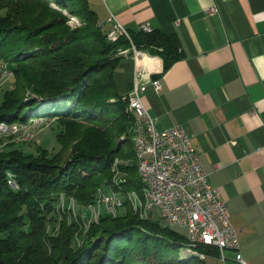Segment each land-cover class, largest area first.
Listing matches in <instances>:
<instances>
[{
    "label": "trees",
    "instance_id": "16d2710c",
    "mask_svg": "<svg viewBox=\"0 0 264 264\" xmlns=\"http://www.w3.org/2000/svg\"><path fill=\"white\" fill-rule=\"evenodd\" d=\"M4 9L0 57L16 82L0 101V121L50 116L62 129L54 153L0 150V264H207L192 259L198 256L184 260L186 236L141 216L128 199L124 212L87 225L57 207L62 194L79 205L94 202L99 188L142 196L126 96L132 85L124 93L117 82L127 58L120 50L134 45L158 55L166 71L183 56L178 35L128 29L129 37L112 41L89 0H0ZM63 10L81 24L71 27ZM116 171L125 176L115 178ZM198 247L221 255L217 247Z\"/></svg>",
    "mask_w": 264,
    "mask_h": 264
},
{
    "label": "crops",
    "instance_id": "0c3cea01",
    "mask_svg": "<svg viewBox=\"0 0 264 264\" xmlns=\"http://www.w3.org/2000/svg\"><path fill=\"white\" fill-rule=\"evenodd\" d=\"M89 3L109 28L114 18L129 30L148 24L178 35L183 56L166 71L158 55L146 51L140 60L143 101L159 130L180 124L192 135L210 184L229 202L240 245L224 250L223 263L241 264L240 252L247 264H264V0ZM135 68L131 57L120 63V91L131 87Z\"/></svg>",
    "mask_w": 264,
    "mask_h": 264
},
{
    "label": "built area",
    "instance_id": "2783aa9c",
    "mask_svg": "<svg viewBox=\"0 0 264 264\" xmlns=\"http://www.w3.org/2000/svg\"><path fill=\"white\" fill-rule=\"evenodd\" d=\"M210 10L214 12L217 8L212 6ZM110 19H113V26L108 30L109 39L114 41L122 34L130 36L125 26L114 18ZM140 29L150 31L152 27L144 24ZM120 53L131 57L136 64L133 86L126 96L129 109L135 117L133 132H138L144 151V169L154 179L151 211L156 210L169 226L170 223H177L185 227L187 242L197 252L206 254L199 249L200 245L217 247L224 260L225 249L238 251L240 245L236 229L231 223L229 202L221 197L218 188L210 184L209 172L200 156L201 149L194 144L192 135L180 124L163 130L156 127L155 118L142 97L146 84L140 80L139 62L146 51L133 45L131 49L120 50ZM151 83L159 90V79L152 78ZM236 259L241 264H247L240 252H237Z\"/></svg>",
    "mask_w": 264,
    "mask_h": 264
},
{
    "label": "rangeland",
    "instance_id": "374dc122",
    "mask_svg": "<svg viewBox=\"0 0 264 264\" xmlns=\"http://www.w3.org/2000/svg\"><path fill=\"white\" fill-rule=\"evenodd\" d=\"M4 11H5V9L1 10L0 13H3ZM63 12L66 15H68V17H69L68 23L71 27L75 28L81 24V21L78 17L68 13L66 10H63ZM15 80H16V78H15V74L13 71L10 74V77L7 76V77L3 78V80L0 81V101L3 99V94L6 90L14 88L15 82H16ZM132 86H133V83H132ZM31 95H32V93L28 94V96H31ZM12 122H17V121H12ZM19 126L22 127L21 128L22 131L17 135H15V134L9 135V133L6 131H2V133L0 132V150L3 148L9 147V148L21 149L25 153H37L38 148H46L51 153H54L60 149L61 144L57 140V133L61 131L62 126L59 123V121L57 119H55L54 117H50V116L32 117L27 121H22ZM33 132H34V134H33ZM115 163H117V161ZM114 176H116L115 178H120V177L122 178L125 175L122 174L121 172L116 171ZM10 180H12V177H10L9 183H10ZM100 189L101 188L98 189L97 196H96L94 201H96ZM107 189H108V187H107ZM112 190L114 192L118 193L120 195V197H122V198L125 197V195H126V194L123 195L124 194L123 192L115 190L113 188H112ZM64 196L65 195L62 194L61 197L59 198V200L57 202V207H58V209H62V210L66 209L67 212L70 211L73 214V217L76 216V217L80 218L83 215L82 216L83 218L81 217L80 219H84V221L87 220V221L93 222V221L98 220L97 219L98 212L101 211L102 212V213L100 212L101 214L107 213L105 211L104 205L98 206V204L96 205L95 202H91V203L83 206V205L77 204V202L75 201V199L73 197H66V196L64 197ZM87 209H88V211H87ZM123 209L124 208H120L119 213L124 212ZM104 211H105V213H104ZM150 213L151 214L149 215V217L151 219L158 221L161 224L167 225L166 220L156 210H153ZM84 214H85V216H84ZM101 214L98 216V218L101 216ZM84 221L82 220V222H84ZM170 227L179 231L180 233H183V234L186 233L185 227H181V226L175 225V224L171 225ZM182 250H183V247H181V249L179 250V255L183 254L181 257L184 260L188 257H191V255L184 257L186 254L182 253ZM220 253H221V251H220ZM225 253L228 254L229 249H225ZM210 256H211L210 254L208 255V257L206 255V257L204 259V261L207 264H215V263L216 264H224L222 259H221V257H222L221 255L219 257L220 260L219 259L214 260ZM192 259L200 260L199 257H194ZM228 262H230V260H228Z\"/></svg>",
    "mask_w": 264,
    "mask_h": 264
},
{
    "label": "bare ground",
    "instance_id": "6f19581e",
    "mask_svg": "<svg viewBox=\"0 0 264 264\" xmlns=\"http://www.w3.org/2000/svg\"><path fill=\"white\" fill-rule=\"evenodd\" d=\"M6 64L9 68L7 70H6ZM12 72H13L12 68L8 65L7 62H5L0 57V81L3 80V78H5L7 76L10 77V74ZM20 124H21V122H18V121L17 122H0V128L2 127L0 129V132L2 133V131H6L9 133V135L10 134L17 135L22 131L21 130L22 127L19 126ZM33 134H34V132H33ZM132 139H133L134 150H135V153H136L137 158H138V171H139V175H140V178L142 181V188H143V190L140 191V192H142L141 193L142 196L140 197V193L138 195V193H136L135 191H130L129 193H127L125 195V197L122 198V197H120V195L118 193L114 192L113 190L106 191L104 189H100L98 197H97L96 201H94V202L96 203V205L98 204V206L104 205L105 211L107 212L106 214L116 215L119 213L120 208H124V206H126L125 200L128 199L129 202L131 203L133 209L136 212H139L140 215L143 217H148V215L151 214L150 213L151 212V204H153L152 189H154V179L150 178L146 174V170L144 169V151L141 148V142H140L139 137H138V132H133V138ZM10 182H11V184H14L12 180H10ZM111 197H112V199H111ZM113 200H114V206H113ZM87 211H88V209H87ZM105 211H104V213H105ZM100 212H98V214H97L98 216L102 213V212L101 213ZM84 216H85V214H84ZM98 216H97V218H98ZM90 222L91 221H87L86 225L90 224ZM174 224L178 225L177 223H170V226L174 225ZM184 244H186V243H184ZM182 247H183L182 253L186 254L184 257H186L188 255H191V257L192 256H198V257H200V259H205V257H206V254H204L202 252H197V250L192 248L188 244V242L186 245H184Z\"/></svg>",
    "mask_w": 264,
    "mask_h": 264
}]
</instances>
